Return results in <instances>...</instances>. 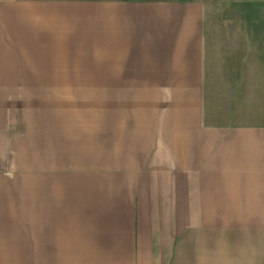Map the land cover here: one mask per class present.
<instances>
[{
  "label": "crops",
  "instance_id": "crops-1",
  "mask_svg": "<svg viewBox=\"0 0 264 264\" xmlns=\"http://www.w3.org/2000/svg\"><path fill=\"white\" fill-rule=\"evenodd\" d=\"M241 12L222 38L204 0H0L10 91L108 94L90 138L29 125L24 166L0 137V264H264V18Z\"/></svg>",
  "mask_w": 264,
  "mask_h": 264
},
{
  "label": "rangeland",
  "instance_id": "rangeland-1",
  "mask_svg": "<svg viewBox=\"0 0 264 264\" xmlns=\"http://www.w3.org/2000/svg\"><path fill=\"white\" fill-rule=\"evenodd\" d=\"M204 2L207 6V23L212 27L213 33L222 38L225 33L228 35L235 31L233 22L241 18V9L245 11V16L250 10H254L255 15L258 14L260 18H264V0H204ZM0 67L5 68L4 64H0ZM15 82L17 80L9 81L7 78L0 77V123L10 121V127L6 124L5 126H8L6 130L4 129L3 133L0 132V137L2 136L7 147L8 155L4 160L6 166L11 164L24 166L27 163V155L23 154L26 153L27 142L23 139L24 136H18L20 133H25L24 120L28 126L32 124L39 128L36 130L43 131V122H48L46 120H57L49 121L52 123L59 122L58 119L65 122L67 119L72 124L64 125L65 132L68 136L77 139L84 138L81 137L84 136L83 133L85 138H90L92 119L107 115V93L10 91V89L18 88L14 86ZM20 84L25 85V82L21 81ZM56 127L52 123L47 125L46 129L54 133ZM27 255L26 252H22L14 258L26 260Z\"/></svg>",
  "mask_w": 264,
  "mask_h": 264
},
{
  "label": "trees",
  "instance_id": "trees-1",
  "mask_svg": "<svg viewBox=\"0 0 264 264\" xmlns=\"http://www.w3.org/2000/svg\"><path fill=\"white\" fill-rule=\"evenodd\" d=\"M50 119H53V118H50ZM51 121H55V119L54 120H51ZM23 123H24V126H26V130H25V133H27V131H28V125L26 124V122H25V120L23 121ZM54 123V122H53ZM8 126L10 127V124H8ZM56 126V125H55ZM6 129V128H5ZM24 134V133H23ZM22 133H20L19 135H23Z\"/></svg>",
  "mask_w": 264,
  "mask_h": 264
}]
</instances>
